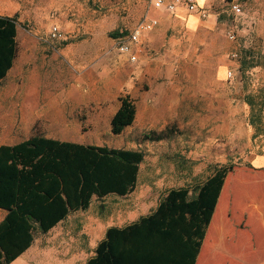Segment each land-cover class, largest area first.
<instances>
[{
	"label": "rangeland",
	"instance_id": "obj_1",
	"mask_svg": "<svg viewBox=\"0 0 264 264\" xmlns=\"http://www.w3.org/2000/svg\"><path fill=\"white\" fill-rule=\"evenodd\" d=\"M200 4L206 15L159 10L153 0H0L1 15L17 16L19 45L0 81V145L43 135L145 153L130 195L94 196L61 234L36 229L38 251L88 242L93 213L146 198L154 206L171 188L194 192L217 167L231 166V217L235 200L237 229L255 238L244 255L264 262V223L249 207L253 198L264 203V0L245 2L239 15L227 0ZM142 24L151 26L132 61L111 32ZM126 94L138 106L135 123L115 134L111 119Z\"/></svg>",
	"mask_w": 264,
	"mask_h": 264
},
{
	"label": "trees",
	"instance_id": "obj_2",
	"mask_svg": "<svg viewBox=\"0 0 264 264\" xmlns=\"http://www.w3.org/2000/svg\"><path fill=\"white\" fill-rule=\"evenodd\" d=\"M249 0H242V4ZM17 16L0 14V81L18 51ZM129 30H113L119 38ZM111 119L115 134L135 123L137 107L129 95ZM254 117L255 102L248 97ZM145 153L34 135L0 145V264H10L35 239L71 211L87 209L94 194L125 195L137 185ZM231 166L217 167L191 192L171 188L158 207L122 229L111 227L87 264H195Z\"/></svg>",
	"mask_w": 264,
	"mask_h": 264
},
{
	"label": "crops",
	"instance_id": "obj_3",
	"mask_svg": "<svg viewBox=\"0 0 264 264\" xmlns=\"http://www.w3.org/2000/svg\"><path fill=\"white\" fill-rule=\"evenodd\" d=\"M201 6L203 5L201 4ZM55 139H59L60 141L66 140L62 138ZM227 177L219 196V201L217 202L213 216L211 218V221L209 222L206 231L207 234L202 241L200 252L197 256L195 264H264V262H252L250 260H247L246 256L244 255V250L246 253L245 247L252 248L255 238L253 237L252 239V237L248 235L249 231L244 232L241 229H237L236 223L241 221V216H237V209L239 208V206H237L235 200V217L234 219L231 217L232 215L230 213V210L232 208V203L225 194ZM132 192L125 195L111 192L108 195L102 196V198L112 195L123 197L130 195ZM94 196L100 198V196L96 194H94L93 197ZM162 198L160 199V201L162 200ZM253 199V202L249 205L252 210V215H258V218L256 220L259 221V219L262 218V221L264 223V203L259 204L258 199ZM160 201L156 202L153 206V202L150 201V198H146L137 201L133 205L118 207L113 212L93 213L90 220L92 221L90 226V233L89 229H85L86 233L88 232V235L90 237L88 242H86L85 244L79 243L78 245H75L73 249L68 247L65 251L59 249L56 250V247L54 245H46L43 250L38 251V249L34 247L33 241L32 245L19 257H16V259L10 264H87L88 260L97 254L96 251L98 244L100 243V241L106 238L109 228L113 226L122 229L134 222H137L141 217L153 212L160 204ZM80 210L82 209L71 211L67 215V217L64 218V220L62 219L48 232L61 234L62 231L65 230L68 222H71L72 220L77 221L76 218L78 215L75 213ZM6 214L7 210L5 209L3 218L6 216ZM253 216L250 219L252 229H254L253 220H255ZM80 229V223L76 224V226L72 229V234L76 235ZM251 231L253 232V230Z\"/></svg>",
	"mask_w": 264,
	"mask_h": 264
},
{
	"label": "built area",
	"instance_id": "obj_4",
	"mask_svg": "<svg viewBox=\"0 0 264 264\" xmlns=\"http://www.w3.org/2000/svg\"><path fill=\"white\" fill-rule=\"evenodd\" d=\"M231 11L236 15L243 13L242 0H227ZM155 8L168 12H176L178 9L185 7L190 12H199L203 10V14L206 15L207 11L201 6L200 0H153ZM156 23V20L154 21ZM151 25L144 26V24L134 28L129 34L121 36L116 39L117 48L123 54H128L132 61L137 60V53L135 46L138 44L142 34L143 29L150 27ZM61 31L57 26H54L51 30V36L53 38H59ZM228 37L231 39L236 38V33L234 30L228 31ZM236 55V54H235ZM233 73L230 72V77Z\"/></svg>",
	"mask_w": 264,
	"mask_h": 264
}]
</instances>
